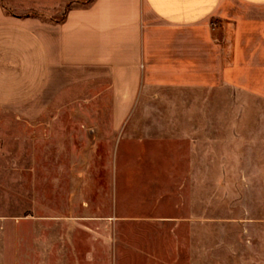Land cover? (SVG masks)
<instances>
[{
	"label": "crops",
	"instance_id": "0c3cea01",
	"mask_svg": "<svg viewBox=\"0 0 264 264\" xmlns=\"http://www.w3.org/2000/svg\"><path fill=\"white\" fill-rule=\"evenodd\" d=\"M82 1L0 0V264H91L125 172L185 174L182 262L264 264V200L219 180L264 183V117L219 115L264 100V0ZM207 174L238 243L205 231Z\"/></svg>",
	"mask_w": 264,
	"mask_h": 264
},
{
	"label": "rangeland",
	"instance_id": "374dc122",
	"mask_svg": "<svg viewBox=\"0 0 264 264\" xmlns=\"http://www.w3.org/2000/svg\"><path fill=\"white\" fill-rule=\"evenodd\" d=\"M4 115L7 116V113ZM219 115L264 117V100L252 99L246 108L220 109ZM126 159L129 162L132 160L131 157ZM250 163L252 166L259 164L260 157L248 158L247 164ZM205 178L204 214L208 218L205 220V231L211 232L213 229L216 221L213 218L217 217L214 213H221L218 228L223 232H232L238 243V233L243 229L239 217L243 216L242 210L246 206L213 203L214 200H226L227 197H224L222 189L213 185L211 174ZM261 178V174L252 171L219 174V180L229 190L231 200H264V183H261ZM185 185V174L178 172H125L124 200H118L117 204L108 209V217L112 221L109 219L106 250L97 242L93 247L91 264H186L181 260L180 218L190 213L191 205L187 200L190 190ZM139 196L144 199H139ZM149 196H153V200H148ZM228 211L232 220L223 218L227 217ZM3 212L9 216H18L19 200H7V205L0 204V213ZM205 250L203 264H218L213 259L214 247L209 243Z\"/></svg>",
	"mask_w": 264,
	"mask_h": 264
},
{
	"label": "trees",
	"instance_id": "16d2710c",
	"mask_svg": "<svg viewBox=\"0 0 264 264\" xmlns=\"http://www.w3.org/2000/svg\"><path fill=\"white\" fill-rule=\"evenodd\" d=\"M69 7H70V5H68V6L66 7V10H65V12H64V14H63V17H62V19L65 17V15H66V13H67V11H68Z\"/></svg>",
	"mask_w": 264,
	"mask_h": 264
}]
</instances>
